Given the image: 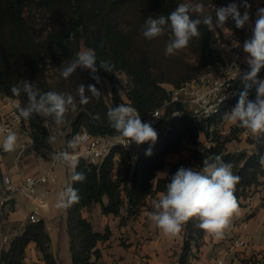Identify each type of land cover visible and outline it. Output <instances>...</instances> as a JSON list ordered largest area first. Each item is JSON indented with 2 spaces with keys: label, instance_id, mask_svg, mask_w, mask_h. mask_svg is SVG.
<instances>
[{
  "label": "trees",
  "instance_id": "obj_1",
  "mask_svg": "<svg viewBox=\"0 0 264 264\" xmlns=\"http://www.w3.org/2000/svg\"><path fill=\"white\" fill-rule=\"evenodd\" d=\"M211 1L214 0H0V95L16 100L17 105L25 104L26 96L23 93L14 96L11 88L26 79L42 92L76 95L78 85L83 83L85 86L95 85L102 93L100 84L91 78L88 69L78 68L67 79L61 75L62 69L76 58L83 45L95 51L98 63L107 61L111 66V72H107L97 64L96 73L108 81L110 92L107 99L102 94L99 101L92 98L89 104L78 105L76 113L69 112L67 124L70 133L75 134L84 128L103 137L120 136L107 120L109 108L128 102L142 118L167 99L164 84L179 86L195 77L207 64L220 59L215 31L210 32L204 25L199 26L201 36L193 38L187 47L195 64L183 60L177 53L166 56L163 49L166 44L163 43L167 42L168 33L146 39L142 35L145 19L150 15L167 16L179 3L191 2L203 3L205 11L213 16L215 22L216 8L209 5ZM224 4L227 6L228 0H224ZM192 15L196 18V14ZM39 19L44 21L47 29L44 34L35 35ZM225 26L239 36L242 34L231 17ZM70 33H75L73 43H68ZM120 73L125 75V81L120 78ZM238 98L230 107L237 103ZM249 99H255L254 89L250 90ZM90 113H99L101 119L93 120ZM222 115L221 112L217 119L207 123H216ZM24 121L33 142L49 149L46 142L49 134L43 118L34 116ZM170 123L171 130L167 136L151 150V155H146L147 150L138 158L131 174L129 157L118 146L113 147L100 164L77 160L75 171L84 172L87 179L74 182L71 176L69 184L78 190L79 195L78 203L65 208L70 264H101L98 244L111 235L108 226L101 231L95 230L83 215L84 209L93 203L99 204L102 214L119 217L120 223L136 218L150 197L166 191L171 176L181 166L199 170L204 158L220 155L224 162L232 164L233 173L240 177L235 191L239 205L264 186V165L259 162L264 155V135L250 140V151L233 152L225 146L229 138L218 135L211 137V146L205 148L201 137L208 138L211 134L205 121L185 114L171 118ZM47 124H53L51 118ZM183 144L190 148L187 159L168 164V156L177 153ZM168 166L166 174L160 176L159 173ZM1 178L0 169V184ZM10 202L11 197L4 204ZM196 223L195 219L190 220L181 232L183 241L177 264H193L195 255L192 248L194 246L198 250L205 236ZM29 242H34L45 264H57L50 251V237L42 219L26 223L22 231L12 238L9 247L1 249L0 264H25V249ZM240 262L264 264V259L251 255Z\"/></svg>",
  "mask_w": 264,
  "mask_h": 264
},
{
  "label": "clouds",
  "instance_id": "obj_2",
  "mask_svg": "<svg viewBox=\"0 0 264 264\" xmlns=\"http://www.w3.org/2000/svg\"><path fill=\"white\" fill-rule=\"evenodd\" d=\"M237 3H230L225 7L216 8L215 22L213 16L205 11L203 3L181 2L167 16H148L145 19L142 35L146 39H153L168 33L165 45V55H175L189 46L193 38H199L200 25L208 30H223L229 17L235 21L237 28H244L250 24L247 11L251 7L244 0L242 6L246 11L241 14ZM192 14H196L193 18ZM251 37L243 42V52L249 71L242 77L244 91L239 94L236 105L224 117L232 124L246 129L251 135L260 137L264 135V79L258 74L264 69V8L257 9L254 25L251 26ZM75 42V33H70L68 43ZM238 46V45H237ZM99 64L107 72L111 66L107 61L97 62L93 49L79 51L76 58L71 60L61 71L63 78H69L78 68L88 69L92 79L97 83L100 77L96 75ZM255 88V99H249V92ZM11 92L14 96L22 93L26 96V103L18 104L19 118L31 120L34 116L43 118L47 127L51 118L56 126L57 133L67 123L69 112L76 113L78 105L89 104L92 98L99 101L102 93L95 85L81 83L78 85L76 95L65 92H42L33 82L23 80L21 84L13 85ZM89 93L90 95L86 94ZM121 94V92L119 93ZM78 97V99H77ZM93 120H100L99 113L89 114ZM109 125L119 133L120 137L137 146L157 141L158 134L150 123L142 122L138 111L131 105L120 104L109 108L106 113ZM57 141V135L51 134L46 142L51 145ZM82 143L77 135L67 142V147L61 152L54 153L52 159L67 165L72 169V180L83 182L87 179L84 172H76L77 158L74 152ZM18 148V136L14 131H7L0 139V149L5 153H13ZM71 150V151H69ZM146 155H151V149ZM260 164L264 165V155L260 157ZM232 164L223 161L220 155H210L202 160V167L185 168L181 166L173 174L158 201L154 210L149 212V219L156 229L167 237L178 236L184 226L195 219L196 227L216 239H222L225 232L231 227L234 217L240 214V207L235 196L236 186L240 177L232 171ZM79 202L78 190L67 187L59 193L57 208H68Z\"/></svg>",
  "mask_w": 264,
  "mask_h": 264
},
{
  "label": "crops",
  "instance_id": "obj_3",
  "mask_svg": "<svg viewBox=\"0 0 264 264\" xmlns=\"http://www.w3.org/2000/svg\"><path fill=\"white\" fill-rule=\"evenodd\" d=\"M23 140L18 136L17 150L1 156L2 175L8 174L15 180L25 173L54 169L58 161L45 158L40 152L26 148L19 154V145ZM168 167L159 175L164 176ZM71 176L72 170L70 180ZM162 193L158 192L150 197L147 206L136 218L126 219L122 223L119 217L102 214L99 204L93 203L84 209L83 215L93 224L95 230L101 231L108 226L111 231L109 239L98 244L101 264H177L183 234L176 237L163 235L155 228L148 215ZM8 198L10 197L0 184V251L7 249L12 238L22 231L26 216L34 207L32 200L21 195H12V203L2 204ZM47 202L48 207L42 210L41 217L50 237V251L56 257L57 264H70L65 232V208L56 207L58 196L55 187L50 188ZM239 207L240 214L233 218L231 227L222 239L205 233L198 250L193 246V264H217L218 260H221V264H241V259L251 255H256L257 258L264 256V186L242 201ZM235 238L243 239L245 246H232V239ZM24 263L45 264L34 242H29L25 249Z\"/></svg>",
  "mask_w": 264,
  "mask_h": 264
},
{
  "label": "built area",
  "instance_id": "obj_4",
  "mask_svg": "<svg viewBox=\"0 0 264 264\" xmlns=\"http://www.w3.org/2000/svg\"><path fill=\"white\" fill-rule=\"evenodd\" d=\"M245 11L246 9L241 7L242 15ZM247 11L250 16V24L241 29L240 36L233 30L226 29L225 39L217 38L220 59L207 64L195 77L179 86L167 84L165 87L167 99L141 118L142 122L150 123L156 130L158 138L154 144L149 142L137 146L133 142L128 146V142L120 136L103 137L82 128L73 135V137L79 135L82 138V143L74 152L77 160L82 159L87 163L100 164L112 148L118 146L123 148L129 157V174H131L138 158L145 151L155 148L167 136L171 130V118H179L185 114L193 116L198 120L205 121L206 129L212 133L214 125L217 126L220 119L216 123L208 124L207 122L217 119L221 112L224 115L228 109H232L236 103L230 107L231 103L244 91L242 77L250 69L246 63L247 54L243 52V42L251 37L250 28L253 21L251 7ZM258 78L264 79V71L258 74ZM253 89L255 90V88ZM125 105H129L128 102ZM16 106V100L0 95V139L9 130L16 132L17 136L24 139L19 145V154H21L27 146L33 143V140L30 137L27 123L19 118ZM220 133H224V131L222 130ZM240 134L247 137L250 133L246 129H242ZM254 138L256 136L252 137V139ZM203 144L205 148H209L212 144L211 137L204 140ZM3 153L5 152L0 149V158ZM56 182V173L51 168L25 173L19 175L15 180L8 174H3L1 178V184L7 196L21 195L34 202L33 209L26 216V223H34L42 219V210L48 207L49 190ZM245 243L243 239L235 238L232 239L231 245L245 246ZM221 263V260L217 261V264Z\"/></svg>",
  "mask_w": 264,
  "mask_h": 264
},
{
  "label": "rangeland",
  "instance_id": "obj_5",
  "mask_svg": "<svg viewBox=\"0 0 264 264\" xmlns=\"http://www.w3.org/2000/svg\"><path fill=\"white\" fill-rule=\"evenodd\" d=\"M243 2H244V0H228V5L230 3H237L238 5H241L239 7V11H240L241 7H243L242 6ZM247 3L251 5L252 20H253L252 25H254V22L256 19L257 9L264 8V0H247ZM209 5L211 7H215V8L225 7L224 0H219L217 2L214 0V1H211L209 3ZM39 21H40V23L35 28L36 29L35 35L44 34L45 30L47 29L44 21L42 19H39ZM226 29H228L226 26L223 30L216 29L215 34L219 40L225 39ZM250 30H251V28H250ZM159 37H162V36H159ZM163 44H166V42H164ZM85 49H87V48H85L83 45H81L80 51L85 50ZM163 49H165V47ZM177 54H179L181 56V58H183V60H185V61H189L193 64L196 63L194 57L192 56L189 49H187V47L181 51H178ZM119 76L123 81H125V75L123 73H120ZM99 84H100L104 99H107L109 96V92H110V86H109L108 81H106L105 79L100 77ZM164 87H167V84H164ZM121 95L124 98V95L122 92H121ZM230 110L231 109H228L226 112H228ZM213 129L214 130L210 134V137H215L216 135H218V137H221V138H229V140L225 144L226 149L229 151L237 152L240 150H250L252 147V145L250 144V140L252 139L253 135L249 134L247 137H243L240 134L243 128H240L237 125L232 124L230 121H228L224 117V115L218 121V125L217 126L214 125ZM46 130H47L49 135H50V133L57 135L56 143L51 144L50 148L46 149V148L42 147L41 145L33 142L29 146H27V149L29 148V150L31 149V150H35L37 152H40V154L43 155L45 158H52L54 153L61 152V151L66 149L67 142L73 138L74 133H70V127L67 123L60 129L59 133H57V129H56V126L54 125V123L53 124H47ZM222 130L224 131V133H220ZM201 139L204 141L207 138L202 136ZM188 149H190L189 145L183 144L177 153L168 156V160H169L168 164L172 163V162H176L182 158L187 159V150ZM69 151H71V150H69ZM188 162H190V164H193V162H191V161H188ZM53 170L56 173L57 182L52 187L56 188V194H57V196H59V193L62 192L63 190H65L67 188L69 182H70V175H71L72 169H70L67 165H64L58 161L55 163ZM152 210H154V208ZM261 258H264V256H259V259H261Z\"/></svg>",
  "mask_w": 264,
  "mask_h": 264
}]
</instances>
